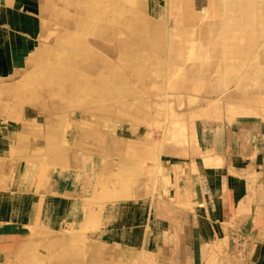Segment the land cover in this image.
<instances>
[{"label":"rangeland","instance_id":"374dc122","mask_svg":"<svg viewBox=\"0 0 264 264\" xmlns=\"http://www.w3.org/2000/svg\"><path fill=\"white\" fill-rule=\"evenodd\" d=\"M39 17L0 76V207L27 201L0 264H222L221 241L192 262L182 161L208 127L261 138L264 0H40Z\"/></svg>","mask_w":264,"mask_h":264},{"label":"crops","instance_id":"0c3cea01","mask_svg":"<svg viewBox=\"0 0 264 264\" xmlns=\"http://www.w3.org/2000/svg\"><path fill=\"white\" fill-rule=\"evenodd\" d=\"M39 7L40 0H0V76L14 71L21 56L32 50L40 28ZM12 55L19 56L15 62ZM228 128L212 132L208 127L203 155L182 161L195 182L186 189L196 203L183 216L188 221L187 243L193 252L201 250L200 262L203 248L221 241L226 254L214 249L217 263L264 264V132L244 146L240 133ZM204 155L214 157L206 164ZM178 174L177 170L173 175ZM20 199L17 206L0 207L2 252H15L23 245L27 201ZM194 258L195 252L192 262Z\"/></svg>","mask_w":264,"mask_h":264},{"label":"bare ground","instance_id":"6f19581e","mask_svg":"<svg viewBox=\"0 0 264 264\" xmlns=\"http://www.w3.org/2000/svg\"><path fill=\"white\" fill-rule=\"evenodd\" d=\"M19 16V15H18ZM2 87H4V85L2 86ZM211 106H213V104L211 105ZM204 107V106H203ZM203 107H197V111H198V109L200 110H202L203 112H204V108ZM208 107H210V105H206V108H205V110L208 108ZM199 112H201V111H199ZM191 114H193V113H191ZM199 153V152H198ZM211 157H214V156H212V155H204V157L202 158V159H204V161H205V163L207 162V164H208V161L210 160V159H212ZM214 160V159H213Z\"/></svg>","mask_w":264,"mask_h":264}]
</instances>
